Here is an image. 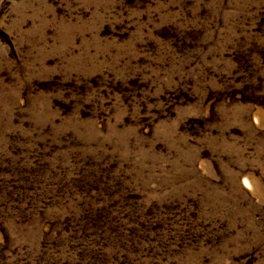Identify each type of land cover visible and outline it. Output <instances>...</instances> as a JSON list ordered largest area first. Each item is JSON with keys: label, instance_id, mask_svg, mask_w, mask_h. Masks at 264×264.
I'll use <instances>...</instances> for the list:
<instances>
[{"label": "rangeland", "instance_id": "rangeland-1", "mask_svg": "<svg viewBox=\"0 0 264 264\" xmlns=\"http://www.w3.org/2000/svg\"><path fill=\"white\" fill-rule=\"evenodd\" d=\"M0 264H264V0H0Z\"/></svg>", "mask_w": 264, "mask_h": 264}]
</instances>
